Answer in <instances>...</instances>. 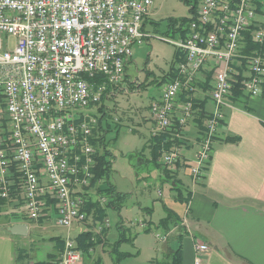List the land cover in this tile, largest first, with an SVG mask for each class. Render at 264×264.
Segmentation results:
<instances>
[{
  "label": "built area",
  "instance_id": "2783aa9c",
  "mask_svg": "<svg viewBox=\"0 0 264 264\" xmlns=\"http://www.w3.org/2000/svg\"><path fill=\"white\" fill-rule=\"evenodd\" d=\"M196 2L186 27L158 37L178 61L175 78L149 108L151 137L178 141L159 159L161 172L172 171L185 150L182 132L196 117V94L210 75L213 108L188 165L192 181L209 166L234 77L242 75L245 96L264 90V26L255 0ZM152 7L153 0H0V200L15 189L29 220L50 216L66 232L54 264L82 263L72 230L94 219L85 210L90 198L101 207L109 201L92 186L99 118L90 110L122 90L133 47L151 38L144 23ZM245 34L257 47L248 53ZM95 223L98 235L110 227L108 218ZM176 232L160 230L156 239L166 243ZM194 244L198 264L209 247Z\"/></svg>",
  "mask_w": 264,
  "mask_h": 264
},
{
  "label": "crops",
  "instance_id": "0c3cea01",
  "mask_svg": "<svg viewBox=\"0 0 264 264\" xmlns=\"http://www.w3.org/2000/svg\"><path fill=\"white\" fill-rule=\"evenodd\" d=\"M257 20L264 26V7ZM208 96L209 89L196 94L197 100L204 102V116L201 124L194 117L182 132L184 144L191 149L183 151L181 162L171 171L172 180L159 171V181L167 183L170 190L168 195L158 192V201L164 210L162 217L166 216L165 209L171 211L181 224L185 222L182 226L187 230L186 235L178 241L173 234L160 248L148 246L142 237L153 230L159 232L156 226L163 219L153 222L154 203H150V207L140 203L134 205L136 210L131 217L137 218L133 220L124 215L125 203L120 214L113 216L115 230L120 217L134 252L146 254L151 264H168L167 256L178 248L180 264H196L195 239L209 247L208 253L199 256L198 264H264V90L257 97L243 95L224 108V122L214 141L204 178L192 181L188 165L197 151L205 119L213 108ZM153 128L150 126L148 131L150 138ZM230 138L237 141L226 143L225 140ZM176 188L189 193L188 204L177 201ZM13 190L9 199L0 200V264H54L59 257L60 242L64 240L63 234L58 233L61 228L50 216L29 220L20 195ZM141 198L142 202L148 203L147 197L142 195ZM112 212L107 213L110 227ZM141 222L149 223V233L143 232ZM85 230L84 226L73 229V238ZM110 231L111 228L107 232V243L113 245L118 235L110 241ZM100 254L97 257L103 264L104 254ZM106 255L113 262L110 251Z\"/></svg>",
  "mask_w": 264,
  "mask_h": 264
},
{
  "label": "rangeland",
  "instance_id": "374dc122",
  "mask_svg": "<svg viewBox=\"0 0 264 264\" xmlns=\"http://www.w3.org/2000/svg\"><path fill=\"white\" fill-rule=\"evenodd\" d=\"M193 1L187 0V5L182 0H153V8L145 24V32L151 38L146 41L144 46L133 47L131 61L126 67V80L122 85V90L109 99H103L98 106L90 110L99 119L105 113V117L102 119V128L107 131L105 147L109 153L107 159L110 162L108 181L116 191L129 195L125 202L126 212L124 215L130 220L137 218L131 217V213L136 210L135 206L139 203L145 207H150V203H154L156 209L152 215L153 222L164 217V210L158 201V192L168 195L170 190L167 183L162 184L159 181L161 168L159 169L150 162L148 148L150 134L148 131L150 126H154V123L148 110L153 99L155 101L160 96L164 85L169 80L166 75L176 52L173 46L158 37L171 36L168 34L169 21L179 22L191 16L189 8L193 5ZM97 148L101 149L99 145ZM184 149L189 150L191 147L184 144ZM157 163L159 164V160ZM183 193L185 195V190ZM142 195L149 199L148 203L141 201ZM129 208H132V211L129 212ZM114 214L116 212L110 214L111 227L101 235V242L91 249L92 252L83 256L81 264H93L99 259L97 256L101 252L104 254L103 264H114L106 255L112 249V244L107 243L108 230L111 228L110 241L113 240V236L118 235V230L114 228ZM145 224L147 225V223ZM84 227L88 229L87 231L95 234L96 223L92 218ZM60 232L65 237L66 232L59 229L58 233ZM158 233L153 230L142 238L148 242V246L160 248L164 243L156 239ZM126 236L128 237V234ZM120 247L119 252L134 254L127 255L118 264H151L147 261L146 254L134 252L131 242L125 241Z\"/></svg>",
  "mask_w": 264,
  "mask_h": 264
},
{
  "label": "trees",
  "instance_id": "16d2710c",
  "mask_svg": "<svg viewBox=\"0 0 264 264\" xmlns=\"http://www.w3.org/2000/svg\"><path fill=\"white\" fill-rule=\"evenodd\" d=\"M185 4L188 5L187 0H182ZM258 12L262 11V8L264 7V0H255ZM197 2L196 0L193 1V5L189 8L190 15H194L196 10ZM189 21V18H184L180 20L179 22L176 20L169 21V27H168V34L173 31L176 25H179V28L182 29V27H186L187 23ZM245 41H246V47L244 50V53H248L249 51H252L256 49L257 47L253 45L250 42V37L248 34H245ZM264 50V46H263ZM178 61L177 53L175 52L174 60L172 62V65L169 69V72L166 75V78L173 79L175 78L176 74L174 71V66L176 62ZM207 80L204 85H200L203 91H207L209 89L208 83L210 80V75H207ZM242 75H239L237 77H234L232 82V91H231V102H237L239 99L243 96V90H242ZM101 79L97 78L94 82H99ZM194 107L196 109V118L197 122L201 124L200 122L203 119L204 116V102H199L198 100L194 101ZM105 115H102V117L99 119V128H98V134L94 135L95 138L91 139V144L94 147H97L99 145L101 149H98V155L95 157L96 166L94 169L95 173V179L92 181V186L96 188V195L98 196H105L109 199L107 204L104 207H101L97 201L92 200L91 198L88 200V203L86 204L85 210L87 213L93 212L94 221H103L107 218L108 211L116 212L118 215L120 214V211L128 199V194H123L118 191H116L115 187L112 186L108 181V175H109V169H110V162L108 161L107 157L109 155L106 147H105V135L107 134V131H104L101 127L102 125V119ZM201 127V126H200ZM237 141L236 138H230L226 139V143H235ZM178 144L177 140L170 141L167 139L166 135H157L152 136L149 141V153H150V162L154 163L156 167L160 169V165L157 163L160 159L162 153L164 151H168L173 145ZM147 148V147H146ZM163 176L168 178L169 180H172V172L169 170H162ZM204 178V177H203ZM102 181L103 187L98 188V183ZM172 184L175 185V183L172 181ZM98 188V189H97ZM176 191V199L181 204L189 202V193H183V191L180 188L174 189ZM165 218L161 219L156 226L157 230H162L164 232H168L174 228H177V232L174 238H176L178 241L186 235V231L184 227L181 226L180 220L169 210L165 209ZM116 229L118 230V238L112 245V249L110 251V255L113 257V263L118 264L121 259L129 256V254L121 253L119 252V247L121 244H123L125 241L131 242L132 240L126 236L127 231L126 228L123 225V221L120 217H118V222L116 224ZM107 230H103L101 234H94L91 232H83L76 236L75 242L76 247L79 251L82 252L83 256L86 254H89V251L93 249L97 244L101 242L100 237L101 235L105 234ZM144 233L150 232V225L147 223V228L143 230ZM169 239H167L166 243ZM63 250V241L60 242V248H59V254ZM167 262L168 264H180V249L178 248L173 253L167 256ZM93 264H102L100 259H97Z\"/></svg>",
  "mask_w": 264,
  "mask_h": 264
}]
</instances>
